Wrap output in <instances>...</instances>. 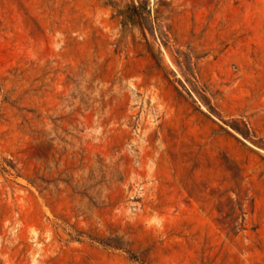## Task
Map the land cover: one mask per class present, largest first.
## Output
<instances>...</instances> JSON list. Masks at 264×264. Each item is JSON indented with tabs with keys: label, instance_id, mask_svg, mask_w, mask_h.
I'll list each match as a JSON object with an SVG mask.
<instances>
[{
	"label": "rangeland",
	"instance_id": "1",
	"mask_svg": "<svg viewBox=\"0 0 264 264\" xmlns=\"http://www.w3.org/2000/svg\"><path fill=\"white\" fill-rule=\"evenodd\" d=\"M0 264H264V0H0Z\"/></svg>",
	"mask_w": 264,
	"mask_h": 264
}]
</instances>
